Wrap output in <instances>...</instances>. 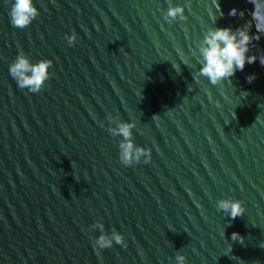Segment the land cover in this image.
<instances>
[{"label":"water","instance_id":"95a60500","mask_svg":"<svg viewBox=\"0 0 264 264\" xmlns=\"http://www.w3.org/2000/svg\"><path fill=\"white\" fill-rule=\"evenodd\" d=\"M12 2L0 0V264H264V34L230 80L198 75L209 28L257 34L250 0H190L171 24L167 0H34L25 29ZM21 49L53 61L40 93L9 73ZM109 114L136 121L150 163L120 162ZM227 198L242 217L217 210ZM96 223L127 248L97 255Z\"/></svg>","mask_w":264,"mask_h":264},{"label":"clouds","instance_id":"9594fccd","mask_svg":"<svg viewBox=\"0 0 264 264\" xmlns=\"http://www.w3.org/2000/svg\"><path fill=\"white\" fill-rule=\"evenodd\" d=\"M168 8L164 12V19L169 23L177 20L184 21L187 17L184 15L185 7L190 9V0L186 5H173L172 0H167ZM254 5L251 12L252 20L255 22L257 34L252 35L247 25L241 26L235 30L231 27L209 28L204 34L203 39L198 43V53L201 67L199 76L209 79L213 85L222 83L224 80H230L237 70L243 71L246 63L252 64L257 60L255 54L248 55L253 41H258L264 34V0H250ZM217 11L221 12L219 4H216ZM39 10L34 5V0H13L9 11L10 23L14 28H27L38 16ZM235 15V10L231 13ZM213 20L216 17L213 14ZM68 44L73 46L77 40V35L73 32L66 36ZM260 64L264 66V57L259 59ZM188 63L187 59L184 61ZM53 61L50 59H41L37 63H32L30 57L21 49L15 60L9 66V73L16 81L20 89H28L31 93H40L44 90L46 82L53 75L49 69ZM175 67V66H174ZM255 79V74L249 75L247 80L251 83ZM159 115L153 117L158 119ZM107 119L115 127H108V132L113 136L122 137L119 143V160L124 166H133L141 162L145 164L151 162V149L137 146L133 140V129L137 123L133 119L131 122H125L118 116L108 115ZM217 210L223 211L231 220L242 217L245 213L244 203L241 200L231 198L220 199L217 201ZM92 228H98L101 235L94 238L93 247L97 255H100L102 249L113 246V242L127 248V242L123 234L113 230L111 234L104 232V225L96 223ZM231 240L243 244L244 238L236 232L231 235ZM229 252H232V246L229 245ZM176 264H187L185 255L178 254L175 257Z\"/></svg>","mask_w":264,"mask_h":264}]
</instances>
